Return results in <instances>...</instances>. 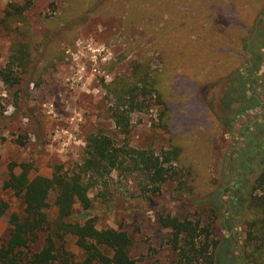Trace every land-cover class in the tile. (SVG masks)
Wrapping results in <instances>:
<instances>
[{"label": "rangeland", "instance_id": "obj_1", "mask_svg": "<svg viewBox=\"0 0 264 264\" xmlns=\"http://www.w3.org/2000/svg\"><path fill=\"white\" fill-rule=\"evenodd\" d=\"M10 3L27 6L23 14L31 27L30 35L9 33L1 22ZM262 21L264 0H0V67L10 61L13 44L30 42L31 34L38 45L47 34L51 37L43 55L30 64L36 67L34 73L21 72V83L12 87L0 80V198L9 204L8 212L0 216V244L7 237L9 212L20 210L19 199L1 188L9 175L8 165L27 161L30 177H49L56 166L69 170L81 161L90 134L124 140L110 116L115 97L107 85L115 76L130 75L142 64L150 70L161 69L163 49L176 38L189 39L192 42L188 45L205 46L208 66L215 75L209 79L201 76L195 87L182 84L183 94L178 89L172 96L177 109L166 128L160 125L163 105L156 96H137L140 108L130 114L126 139L133 147L155 153L179 146L186 164L191 162L205 176L197 194L180 195L178 182L170 180L158 196L142 201L129 196L136 189L131 177L113 173L116 183L111 201H101L96 190L89 193L94 206L91 216L98 229L129 233L135 264H174L176 253L168 243L169 229L159 222L160 212L199 218L209 226L210 237L226 256L230 253L223 247V239H229L236 251L242 227L229 206L228 188L238 182V158L246 157V151L252 163L251 171L245 174L247 182H253L258 172L264 108L239 116L232 128L224 129L213 123L206 107L218 114L225 109L222 96L230 78L219 72L233 68L246 78L253 72L264 74ZM256 27L259 36L254 33ZM243 29L247 33L243 34ZM236 52L241 59L236 56L232 61ZM258 60L256 70L253 61ZM13 68L16 73L21 71ZM258 85L264 101V80ZM247 93L250 95V90ZM261 115L262 121L246 125ZM248 135L258 144L246 150L251 146ZM175 165L184 172L182 160ZM18 171L16 167L14 173ZM215 199L220 201L218 206ZM49 202L53 203L52 195ZM75 212L83 214L79 205ZM74 240L66 236L65 246L79 255Z\"/></svg>", "mask_w": 264, "mask_h": 264}, {"label": "trees", "instance_id": "obj_2", "mask_svg": "<svg viewBox=\"0 0 264 264\" xmlns=\"http://www.w3.org/2000/svg\"><path fill=\"white\" fill-rule=\"evenodd\" d=\"M26 7L10 3L5 10L1 22L9 33L30 35L31 27L23 14ZM258 28L254 32L256 36H259ZM29 37L30 42L12 45L10 61L0 67V80L8 87L21 83V72L34 73L36 67L30 64L34 65L35 57L40 58L51 41L49 34L39 45L34 35ZM188 42L192 41L173 39L170 47L163 49L161 69L150 70L147 64H142L136 66L130 75L115 76L107 85L115 97L110 116L119 133L124 135V140L117 142L103 133L90 134L86 138L81 161L69 170L56 166L49 177H30L31 164L27 161L8 165L9 175L1 188L19 199L20 210L9 212L7 216V237L0 244V264H135L131 254L133 239L129 233L121 229H98L95 218L91 216L94 206L89 193L96 190V197L101 201H111L115 192L112 185L116 183L113 173L121 178L131 177L136 189L129 196L142 201H151L158 196L170 180L178 182L176 190H181L180 195L192 197L197 194L205 176L192 167L191 162L186 164L179 146L173 145L155 153L149 148L133 147L126 139L131 124L130 114L134 108H140L137 96H156L163 105L159 114L160 125L166 128L177 109L172 103V96L178 89V93L183 94L182 84L195 87L201 76L209 79L215 75V72L211 74V67L208 66L205 46L188 45ZM236 56L240 58V53L236 52L232 61ZM47 58L50 59L49 56ZM259 65V60L253 61L256 70ZM13 66L21 71L16 73ZM219 73L230 79L222 96L224 111L218 114L206 107L213 116V123L229 129L239 116L260 106L264 108L258 87V81L264 80L263 73L253 72L250 78L233 68ZM257 123L262 125L260 121ZM248 143L251 146L246 150L252 149L257 142L248 135ZM263 145L264 140L259 149ZM246 157L239 156L238 182L228 188L229 206L239 216L242 227L238 249L234 251L230 240L223 239L222 245L227 246L230 253L226 256L219 243L210 237L209 226L199 218H180L160 212L159 222L162 228L169 229L168 243L176 253L174 264H264V168L258 169L253 182H247L245 174L251 171L252 163L250 156L249 159ZM180 160L184 163V172L176 168L175 163ZM16 167L19 168L18 173H14ZM51 195L52 204L49 202ZM215 200L218 206L220 201ZM50 205L53 214L49 213ZM76 205L82 208L83 214L75 212ZM8 209V202L0 198V216L5 215ZM66 236L75 239L79 255L66 248Z\"/></svg>", "mask_w": 264, "mask_h": 264}, {"label": "water", "instance_id": "obj_3", "mask_svg": "<svg viewBox=\"0 0 264 264\" xmlns=\"http://www.w3.org/2000/svg\"><path fill=\"white\" fill-rule=\"evenodd\" d=\"M256 120H260V121H262V120H263V116H262V115L259 116L258 118H256L255 120H253L252 123H250V124H246V125H247V126H251V125L253 124V122L256 121ZM258 162H259V164H258V168L263 169V168H264V150H263V152H262L260 158L258 159Z\"/></svg>", "mask_w": 264, "mask_h": 264}, {"label": "flooded vegetation", "instance_id": "obj_4", "mask_svg": "<svg viewBox=\"0 0 264 264\" xmlns=\"http://www.w3.org/2000/svg\"><path fill=\"white\" fill-rule=\"evenodd\" d=\"M261 149H262V152H263V150H264V145L262 146V148H261ZM262 152H261V154H262ZM260 156H261V155H260ZM259 158H260V157H259ZM258 164H259V162H258Z\"/></svg>", "mask_w": 264, "mask_h": 264}]
</instances>
